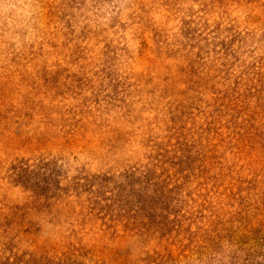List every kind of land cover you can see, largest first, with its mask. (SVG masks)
Returning <instances> with one entry per match:
<instances>
[{
	"label": "rangeland",
	"instance_id": "obj_1",
	"mask_svg": "<svg viewBox=\"0 0 264 264\" xmlns=\"http://www.w3.org/2000/svg\"><path fill=\"white\" fill-rule=\"evenodd\" d=\"M0 264H264V0H0Z\"/></svg>",
	"mask_w": 264,
	"mask_h": 264
}]
</instances>
